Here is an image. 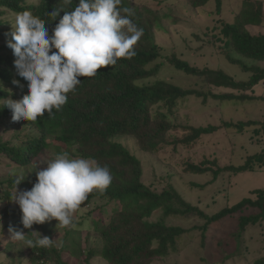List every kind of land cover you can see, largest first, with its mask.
<instances>
[{
    "label": "trees",
    "instance_id": "1",
    "mask_svg": "<svg viewBox=\"0 0 264 264\" xmlns=\"http://www.w3.org/2000/svg\"><path fill=\"white\" fill-rule=\"evenodd\" d=\"M187 1L192 8H200L210 0ZM77 2L78 0H73L70 6H65L62 0H39L34 5H30L27 0H0V9H7L15 14L30 11L46 21L51 35L58 19L52 21L47 13L60 8L70 10ZM215 2L217 12L221 14L223 0ZM118 7L129 8L132 12L131 19L143 29L141 38L134 45L136 54L131 58H120L115 65L102 67L95 76L81 77V83L75 92L68 94L67 103L59 111L54 109L51 116L46 112L35 122H13L11 110L3 108L4 99L20 100L27 94V82L17 75L14 55L3 53L6 48L12 49L6 47V43L0 45V130H4V134H0V158L7 161V165L20 168L34 166L36 169L44 152L55 146L56 154L68 153L72 158H89L110 169L112 181L107 189L103 193L93 191L80 205L91 209L78 225L84 226L89 222V231L95 233L101 244L99 251L86 252L85 264H91L97 256L107 264H156L158 260L164 261L179 252L180 240L186 234L182 227L169 224V219L173 222L178 219H199L203 222L199 230L205 246L212 226H220L224 220L239 216V230L228 238L230 244L232 239L236 240L237 247L241 250L240 239L246 228L264 221V189L253 191L256 199L244 198L229 208L208 215L200 207L186 202L172 186L157 192L145 185L141 160L116 139L134 137L140 150L150 154H156L169 146H173L174 150L180 145L192 146L203 136L211 135L219 128L213 125L181 126L177 123L181 103L193 96L203 97L204 101L209 96L221 101L256 100L250 91L264 80V69L258 66L248 67L243 60L227 54L231 64L252 73L248 81L238 82L221 70L197 68L175 54L164 57L153 30L159 18L153 17L150 11L143 12L131 0H121ZM263 24V1L243 0L234 20L223 23L221 36L216 40L223 43L224 49H230L244 58L264 61V34L254 35L248 29L262 27ZM161 59H166L171 66L186 75L202 78L206 86L224 88L238 94H213L184 89L165 80L146 83L145 81L158 75L161 67L158 62ZM14 80H19L22 87L13 83ZM16 123L22 129L9 136V133H13L11 125ZM256 124L226 122L224 127L236 128L241 133L246 127ZM180 129L185 132V136L172 137L171 132ZM208 164L209 162L189 164L186 170L197 174L212 172L213 180L224 172L232 175L253 172L257 167H263L264 153L249 157L241 166L222 168L215 162L213 165ZM35 178L36 173L32 174L29 181ZM14 180L13 175L8 181L0 180V185H6L2 191L4 199L13 198ZM29 181L22 182L18 188H23ZM105 208L109 210L107 215ZM249 208L259 209L260 212L245 215L244 212ZM9 212L11 216L22 217L20 208ZM155 214H160L156 221L152 220ZM27 230L30 234L32 228ZM32 240L36 238L33 237ZM218 244L223 251L228 247L225 239ZM230 258L232 256L227 255L224 260ZM29 263L67 264L63 262L62 253L55 246L32 248ZM254 264H264V256Z\"/></svg>",
    "mask_w": 264,
    "mask_h": 264
},
{
    "label": "rangeland",
    "instance_id": "2",
    "mask_svg": "<svg viewBox=\"0 0 264 264\" xmlns=\"http://www.w3.org/2000/svg\"><path fill=\"white\" fill-rule=\"evenodd\" d=\"M31 5L37 4L39 0H27ZM136 7L153 13V17L159 18L153 27L155 40L164 57L175 54L180 59L187 61L197 68H210L221 70L232 76L238 82H246L252 73L244 71L237 65H233L227 58V54L233 58L243 60L248 67L258 66L264 69V61H254L242 57L224 49L223 43L216 40L220 37L223 23L232 22L235 14L242 6L243 0H223L221 14L217 12L215 0H210L205 6L192 8L187 0H131ZM264 3V0H262ZM0 45L11 39L10 32L12 24L15 23L17 14L7 9H0ZM151 17V16H150ZM152 19V17H151ZM254 35L264 34L262 27H248ZM8 47V46H6ZM3 53L13 54L12 50L6 48ZM159 73L157 76L145 81L165 80L184 89H195L200 92H211L213 94L232 93L224 88L206 86L202 78L186 75L171 66L166 59H161ZM154 65L152 64L151 67ZM12 90L11 88H9ZM250 94L256 100L243 102L221 101L210 96L206 101L203 97L193 96L181 103L178 112L177 123L181 126L207 127L213 125L219 128L215 133L203 136L192 146L180 145L177 150L173 146L166 147L156 154L145 153L140 150L134 137H118L116 141L122 143L130 152L138 157L143 166V183L153 190L161 192L172 186L179 195L193 206L200 207L206 214L214 215L219 211L239 203L244 198L256 199L253 191L264 189V165L257 167L256 171L232 175L228 172L221 173L216 180L212 172L197 174L187 172L189 164L199 165L203 162H214L218 167L241 166L249 157L264 153V80L257 85ZM226 122H254L256 125L246 127L243 132L236 128L227 129ZM21 123V122H19ZM11 125L13 133L16 134L21 125ZM4 134V130H0ZM172 137L182 138L185 132L182 129L171 132ZM56 155L55 146L47 149L38 161L37 168L14 167L7 165V161L0 158V180L8 181L13 175L22 174L29 181L32 174L47 167V162ZM211 163V164H210ZM216 168V167H214ZM37 181L34 180L18 191L30 190ZM6 185H0V192ZM14 190L12 191V193ZM3 192L0 194V264H31V247L25 242L11 241L8 229L13 226L23 230L26 239H38L40 236H48L54 239V244L62 253L63 262L67 264H85L84 258L88 250H100V241L90 230V223L84 226L78 225L85 218L89 207H79L73 214V227H59L55 219L43 224H34L30 234L23 228L22 217L10 215V210L20 208L12 199H4ZM101 204V203H99ZM105 204V203H104ZM96 206V205H94ZM99 206V205H98ZM93 208V207H92ZM109 214L107 208L104 209ZM259 209H247L244 214L251 215L259 213ZM160 214H155L152 220L156 221ZM169 224L182 227L186 234L179 243V252L172 254L156 264H254L256 260L264 256V221L257 225H249L240 239L238 249L236 240L229 243L230 234L239 230V216L224 220L220 226L214 225L210 228L207 245L202 243V233L199 227L203 224L199 219L184 221L178 219ZM225 239L228 246L223 251L218 244ZM227 255L232 256L225 259ZM91 264H107L100 257H95Z\"/></svg>",
    "mask_w": 264,
    "mask_h": 264
},
{
    "label": "clouds",
    "instance_id": "3",
    "mask_svg": "<svg viewBox=\"0 0 264 264\" xmlns=\"http://www.w3.org/2000/svg\"><path fill=\"white\" fill-rule=\"evenodd\" d=\"M70 6L73 0H62ZM121 0H78L70 10L54 9L48 16L58 19L52 34L46 21L30 11L18 13L7 46L15 57L17 75L27 82L22 99H4L12 112V121L35 122L47 112L59 111L75 92L81 77H92L102 67L115 65L120 58H131L134 45L143 34L131 19L129 8H119ZM61 12L63 15L61 16ZM55 49V51H54ZM18 86L19 80H14ZM47 167L36 172L37 181L30 190L18 191L25 178L15 177L12 200L22 212L24 229L55 219L59 227H73V214L93 191L103 193L111 184L107 166L89 158H72L58 153ZM11 241L25 242L27 247L50 248L54 239L27 234L13 226L8 229Z\"/></svg>",
    "mask_w": 264,
    "mask_h": 264
}]
</instances>
